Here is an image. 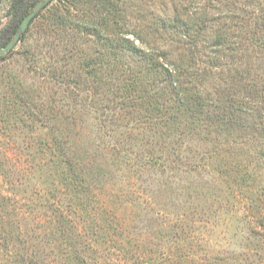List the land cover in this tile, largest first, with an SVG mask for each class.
Here are the masks:
<instances>
[{
	"label": "rangeland",
	"instance_id": "374dc122",
	"mask_svg": "<svg viewBox=\"0 0 264 264\" xmlns=\"http://www.w3.org/2000/svg\"><path fill=\"white\" fill-rule=\"evenodd\" d=\"M0 264H264V0L41 10L0 57Z\"/></svg>",
	"mask_w": 264,
	"mask_h": 264
},
{
	"label": "trees",
	"instance_id": "16d2710c",
	"mask_svg": "<svg viewBox=\"0 0 264 264\" xmlns=\"http://www.w3.org/2000/svg\"><path fill=\"white\" fill-rule=\"evenodd\" d=\"M1 1L2 0H0V3H1ZM38 1L39 0H12L11 1L10 6L8 8V11H7V14L9 15L8 25L5 27V29L3 31L0 32V46H4L7 42H9L12 39L13 34L15 33L16 29L18 28L22 19L31 11L33 6ZM39 14H40V12L37 14V16H35L33 18V20L36 19ZM53 15L61 23H66V22L70 21V19H71V15L69 14L68 11L66 13H63V14L53 13ZM203 18L204 17H202V20H204ZM121 20H123V19L116 18V16L112 20H110L109 18H103L100 21L101 23H99V25L101 27H104V28L111 26L112 28L119 29V31H121V28H122L120 26ZM28 28H29V26H28ZM27 29H26V31H27ZM25 32L23 34H21L20 40H22L24 38ZM103 39L107 42L112 40V38H110L109 35H105V37Z\"/></svg>",
	"mask_w": 264,
	"mask_h": 264
},
{
	"label": "water",
	"instance_id": "95a60500",
	"mask_svg": "<svg viewBox=\"0 0 264 264\" xmlns=\"http://www.w3.org/2000/svg\"><path fill=\"white\" fill-rule=\"evenodd\" d=\"M53 0H39L31 9V11L22 19L12 39L7 42L4 46L0 47V57L8 54L20 40L21 34H23L28 28L29 24L37 14L46 8Z\"/></svg>",
	"mask_w": 264,
	"mask_h": 264
}]
</instances>
